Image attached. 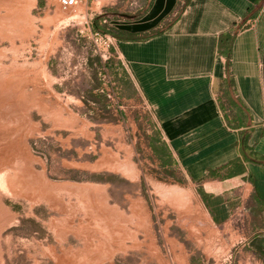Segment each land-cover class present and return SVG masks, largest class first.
<instances>
[{
  "label": "rangeland",
  "instance_id": "1",
  "mask_svg": "<svg viewBox=\"0 0 264 264\" xmlns=\"http://www.w3.org/2000/svg\"><path fill=\"white\" fill-rule=\"evenodd\" d=\"M51 4L0 0V264H233L240 236L203 225L112 57Z\"/></svg>",
  "mask_w": 264,
  "mask_h": 264
},
{
  "label": "crops",
  "instance_id": "2",
  "mask_svg": "<svg viewBox=\"0 0 264 264\" xmlns=\"http://www.w3.org/2000/svg\"><path fill=\"white\" fill-rule=\"evenodd\" d=\"M122 1L103 5L124 37L108 63L123 99L149 111L166 157L197 194L203 225L240 236L233 264H264V0H142L135 16L119 13ZM226 37L228 60L219 53ZM108 123L121 131L120 121ZM233 162L239 171L229 175Z\"/></svg>",
  "mask_w": 264,
  "mask_h": 264
},
{
  "label": "built area",
  "instance_id": "3",
  "mask_svg": "<svg viewBox=\"0 0 264 264\" xmlns=\"http://www.w3.org/2000/svg\"><path fill=\"white\" fill-rule=\"evenodd\" d=\"M63 12L71 13L72 23L81 26L79 33L88 39L94 47L93 53L100 58L108 60L115 46L116 39L109 33V22L112 14L103 5V0H46ZM121 8L123 14L135 16L143 11L142 0H123ZM95 22L105 26V31L94 30Z\"/></svg>",
  "mask_w": 264,
  "mask_h": 264
},
{
  "label": "trees",
  "instance_id": "4",
  "mask_svg": "<svg viewBox=\"0 0 264 264\" xmlns=\"http://www.w3.org/2000/svg\"><path fill=\"white\" fill-rule=\"evenodd\" d=\"M95 28H96V22H95ZM97 29V28H96ZM239 30V28H236L232 33V36H234L235 35V33L237 32ZM160 32H162V30H159V31H155V32H152V33H150V34H147V35H145V36H143V37H140V38H138V39H146V38H149V37H151V36H153V35H156V34H159ZM109 33L111 34V35H113L114 37H116V38H118V39H124V37L122 36L123 34L122 33H117L116 31H114L113 29H109ZM126 39V38H125ZM129 39H137V38H129ZM231 39H232V37H226V41L227 42H223V39H221V44H220V46H219V53L222 55V56H224L227 60L229 59V56H230V41H231ZM224 40V41H225ZM241 152H242V154H243V157H244V159H245V161H248L249 159H250V156H249V154L247 153V151H248V148H247V145H246V142H245V140H243L242 142H241ZM251 155V154H250ZM254 160L256 161V160H259L257 157H255L254 158ZM235 166H236V162H233V163H231V167H232V169L230 170V173H229V175H233V174H235V173H237L238 171H239V169L237 170L236 168H235Z\"/></svg>",
  "mask_w": 264,
  "mask_h": 264
}]
</instances>
